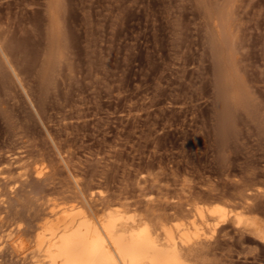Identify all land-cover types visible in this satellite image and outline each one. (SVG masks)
<instances>
[{
    "label": "rangeland",
    "instance_id": "1",
    "mask_svg": "<svg viewBox=\"0 0 264 264\" xmlns=\"http://www.w3.org/2000/svg\"><path fill=\"white\" fill-rule=\"evenodd\" d=\"M0 43V264L52 203L251 192L264 220V0H0ZM243 234L198 264H264Z\"/></svg>",
    "mask_w": 264,
    "mask_h": 264
},
{
    "label": "bare ground",
    "instance_id": "2",
    "mask_svg": "<svg viewBox=\"0 0 264 264\" xmlns=\"http://www.w3.org/2000/svg\"><path fill=\"white\" fill-rule=\"evenodd\" d=\"M247 193L246 206L236 209L220 199L203 202L198 195L171 207L165 205L168 200L151 196L143 206L104 201L96 210L87 208V200L86 207L80 205L82 200L63 207L52 203L33 245L22 241L12 245L27 264H198L212 247L209 240L230 224L264 242V220L251 214L252 194Z\"/></svg>",
    "mask_w": 264,
    "mask_h": 264
}]
</instances>
